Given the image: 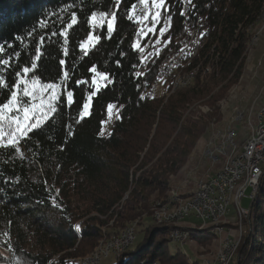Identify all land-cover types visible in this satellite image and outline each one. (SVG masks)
I'll list each match as a JSON object with an SVG mask.
<instances>
[{
  "label": "trees",
  "instance_id": "obj_1",
  "mask_svg": "<svg viewBox=\"0 0 264 264\" xmlns=\"http://www.w3.org/2000/svg\"><path fill=\"white\" fill-rule=\"evenodd\" d=\"M133 3L136 11L143 8L139 0H120L119 4L117 0H0V45L5 46L0 59L20 53L13 67L0 70V75L10 85L16 71L30 67L39 47L41 60L29 79L39 76L42 82L63 85V71L67 70V88L76 97L69 108L62 95L57 113L49 111L41 128L21 139L16 151L0 143V264H87L102 238L119 235L133 223L142 238L137 242L136 236L111 264H201L181 248L170 247L173 226L153 219L158 205L154 206L153 196L157 194L162 205L174 202H166L170 178L208 133L212 119L222 118L220 102L244 73L252 29L262 18L264 0H192L187 16L204 19L200 49L184 68L196 69L193 79L175 90L173 81L165 79L156 94L143 100L144 83L155 81L166 47L163 42L155 44L158 32L141 38V45L148 41L150 53L158 55L140 69V52L131 45L140 28L151 26V18L143 24L135 18L129 21ZM168 3L171 13L163 15L162 23L172 16L165 40L171 36L173 44L184 28L183 0ZM73 12L77 23L68 29L65 45L60 32L71 22ZM92 12H106L108 19L112 12L117 13L110 39L106 26H89ZM90 31L100 35L101 41L84 56L79 43ZM41 36L45 37L43 44ZM9 43L13 47L8 48ZM92 66L108 73L113 82L93 98L91 115L80 119L81 105L92 90ZM137 72L142 74L138 78ZM77 80L87 83L77 87ZM9 93L10 88H0V103L6 102ZM55 93L59 94V88ZM109 103L116 105L110 120ZM201 105L213 111L203 113ZM103 121L107 123L102 125ZM4 127L8 130L10 121ZM101 129L103 136L99 135ZM263 179L247 208L253 217L246 222L244 239L234 257L236 264H264ZM194 228H186L192 238L199 243L211 241L210 228Z\"/></svg>",
  "mask_w": 264,
  "mask_h": 264
},
{
  "label": "rangeland",
  "instance_id": "obj_2",
  "mask_svg": "<svg viewBox=\"0 0 264 264\" xmlns=\"http://www.w3.org/2000/svg\"><path fill=\"white\" fill-rule=\"evenodd\" d=\"M252 30L254 35L249 44L244 73L239 82L230 89L227 97L220 102L222 118L219 121L215 118L212 119L208 133L200 138L197 146L194 148L179 172L170 178V187L167 191L166 202L170 199L172 200L174 198L172 197L173 195H180L182 198L184 196L187 197V195L195 192L201 181L208 180L210 175L214 174L217 169L219 170L221 168L227 154L233 152V146L230 143L228 144L227 137L229 136L230 130L236 131L237 135L234 138V144L236 145V151H241L253 130V127H256L259 113L264 106V11L260 22L255 25ZM161 86L162 82L156 85V92L161 89ZM199 107L203 113H211L213 111L208 105H201ZM219 148H223L221 153L219 152ZM213 155L214 158L212 157ZM216 156L218 157L216 158ZM73 178H75V175ZM65 180L69 181L67 178H65ZM262 188H264V179ZM56 192H59L58 188H56ZM154 195L156 196L157 194ZM155 196H153L155 198L153 200L155 201L154 206L158 203H163ZM71 199L76 200V197ZM241 203L243 207L250 208L251 199L243 197ZM74 204L79 203L74 202ZM250 213L249 216L244 218L239 224L236 222L237 224H229V226H225V224L224 226L222 225L223 228L220 234L217 229L214 230L213 227L205 226L202 228L203 226L200 223V220L195 215H189L185 220L196 225L189 227L193 229H195L194 227H198V229L200 227V229L210 228L212 231L209 234V237H212L211 241L208 243H199L198 239L192 238L190 233L189 235L191 239L189 241L184 243L175 241L172 237V231L176 226L172 225L173 229L170 232V237L173 242L170 243V247L172 249L181 248L185 253L193 256L194 253L189 245H194L196 247V257H191L193 260H198L201 264H222L220 260H218L217 254L222 247L225 248L224 243L227 239L233 240V238L237 236L238 239H234V241L235 243L238 242L240 245L244 239V234L246 233V222L251 216L253 217V213L251 215ZM145 220L147 221L148 218L146 217ZM111 221H113V219ZM132 226H134L133 229H135L136 233L133 241L134 243L136 236L138 242L142 238V235L140 234V228H138V231L136 232L135 224L128 225V227ZM182 228L186 229L183 225ZM111 237L112 236L102 238L99 241L98 246ZM7 238L8 236H5L4 240H7ZM26 249H31L30 244L27 245ZM234 252H232V254H234ZM116 256L118 255L110 254L107 257L106 254V258L105 256L102 258V264H111L115 261ZM234 257L235 254L231 259L230 264H236V259H234Z\"/></svg>",
  "mask_w": 264,
  "mask_h": 264
},
{
  "label": "snow or ice",
  "instance_id": "obj_3",
  "mask_svg": "<svg viewBox=\"0 0 264 264\" xmlns=\"http://www.w3.org/2000/svg\"><path fill=\"white\" fill-rule=\"evenodd\" d=\"M192 0H189L191 3ZM120 0H117V4ZM139 4L143 5V15L136 14L137 5L133 3L129 10L127 19L132 21L134 18L138 23L148 21L151 18V26L147 28H140L137 33L136 40L132 43L131 47L134 51L143 53L144 47L140 43L141 38H147L149 34H156L158 32V37L155 40V44L164 43L167 47L172 43L171 36H168L165 40V35L169 32L171 28L172 16L168 15L167 22L162 23L163 15L171 13V6L168 0H139ZM154 9V11H152ZM181 16H184L183 11L180 12ZM108 13L106 12H92L89 17L88 24L91 28H107L108 38L110 39L112 33L115 30V25L117 21V13L112 12L110 19L107 18ZM77 23V15L75 12L72 13L71 22L67 24L66 28L60 32V35L65 37L64 44H68V29H72ZM42 28L46 27L44 22L40 25ZM31 35V33H29ZM56 35V33H53ZM19 39V37H17ZM45 37H40V42L43 44ZM101 41V36L98 34H93L89 32L87 38L79 43V50L84 56L89 54V49L95 47ZM146 46V45H145ZM8 48L13 47L11 43L7 45ZM184 51V49H181ZM5 52V46L0 45V54ZM20 53L16 52L9 56L7 59H0V70L7 72L13 67V62L17 61ZM64 55H68V49L65 47ZM153 55H158L156 53H149V57ZM41 60V49L39 47L35 50L34 59L31 62L30 67L24 66L22 69L15 72V80L9 85L8 80L5 75H0V88L9 89V96L4 103H0V143H4L5 147H11L15 151L17 150V145L20 143L21 139L28 137V134L33 130L41 128L42 124L49 118L45 119V116L49 111L52 114L57 113L59 107L61 106V96H64L63 104L71 108L73 104L76 103V97L74 90H69L67 88V82L70 79L69 71H63V81L64 84L54 82H42L39 76L29 79V74L37 70V62ZM141 63L146 62V58L141 56ZM61 66L65 65V60L61 59L59 61ZM117 66H120V61H116ZM91 76V88L92 90L88 92L86 99L81 105V110L79 112L80 119L87 118L91 115V109L93 104V98L97 96L102 87H107L113 81L110 76L105 71L98 70L96 66H92L89 69ZM136 77H140L142 74L137 72ZM87 83V81L77 80L75 85L79 87L81 84ZM63 87V92L60 89ZM59 88V94L55 93V89ZM141 100L145 97L141 96ZM116 105L109 103L107 105L108 119L110 120L113 115V109ZM22 113V115H21ZM119 113V109H117ZM121 117L117 115V119ZM10 121V127L8 130L4 127V122ZM107 123V121H103ZM72 133L69 132V135ZM100 136L104 135L103 129H101ZM9 183L11 181H8Z\"/></svg>",
  "mask_w": 264,
  "mask_h": 264
},
{
  "label": "bare ground",
  "instance_id": "obj_4",
  "mask_svg": "<svg viewBox=\"0 0 264 264\" xmlns=\"http://www.w3.org/2000/svg\"><path fill=\"white\" fill-rule=\"evenodd\" d=\"M189 7V0H183V12L185 13L183 24V31L176 37L175 42L166 47V50L163 54L162 60L159 63L158 70L156 73V79L151 84L144 83L141 94L143 97L152 96L155 93L156 85L163 82L165 79H171L173 81V90L179 89L181 87H186L191 83L193 76L196 72V69L191 71H184V68L188 66L189 62L196 56L198 53L201 43H202V30H203V17L198 16L194 19H191L189 23V17L187 16V10ZM137 15H143V8H139L136 11ZM145 22V21H144ZM167 21H165L166 23ZM259 22V21H258ZM141 24V23H140ZM143 24V23H142ZM139 25V24H138ZM254 28V27H253ZM252 29V28H251ZM193 39V45L190 46ZM146 45V46H145ZM144 47V52L140 53V57L143 56L146 58L145 63H140L139 67L142 71L147 67L148 61L151 58L149 57L150 48L149 42L146 41L142 46ZM184 49V51H181ZM182 57V58H181ZM181 58V59H180ZM179 59V60H178ZM178 60L176 63L172 64L173 61ZM140 86V85H139ZM157 93V92H156ZM155 93V94H156ZM233 131V130H230ZM229 131V132H230ZM253 136H257V128L253 127L247 141L245 142L243 149L236 151V145L234 141H230V133L228 137V142L233 146V152L228 153L226 158L223 161V165L218 170V172H225L228 168L231 167L233 162H239L241 156L245 153L246 150H251L253 146ZM223 149V148H222ZM214 158V155L212 156ZM264 177V166L263 171L259 173L256 178V182L251 189V195L249 199L254 200L261 186V181ZM208 180L201 181L197 188L200 193H208ZM197 188L195 192L187 195V197H180L176 195L177 198H173V203L171 205H162L158 203L153 212V217H158L157 222L163 223L167 222L171 225H175L172 231V237L175 241L186 242L189 241L190 235L189 232L182 228V223L187 218V214H183L184 209H189L193 206V200L196 199ZM244 191V182H235L232 184L231 189H225V201L231 203V210L235 211V219L240 223L244 218H246V210L242 206L241 200L243 198ZM199 202H207L206 194H199ZM167 207V208H164ZM163 209V211H162ZM162 212V214H160ZM232 213V212H231ZM249 210L247 209V217ZM179 217V224H174L173 220ZM196 217L201 221L202 226L204 225V212H196ZM239 218V219H238ZM196 226V225H194ZM203 226L202 228H204ZM134 226L124 229L119 235H115L112 238H109L103 241L92 253V255L87 259V264H100L102 263V258L109 252L110 246L115 243V239H122L124 237H129L131 245L133 244L135 238V229ZM201 228V227H200ZM222 225H215L213 229H217L220 234L222 231ZM215 233V232H214ZM186 235V241H184L183 236ZM225 244V243H224ZM223 244V245H224ZM238 242H233L232 252L236 250ZM129 247V243H122L120 247H114V254L119 255L122 251H125ZM224 253V247L221 248L220 252L217 254L218 260H220L221 255ZM102 255V256H101ZM100 262V263H99ZM222 264H228L227 261H221Z\"/></svg>",
  "mask_w": 264,
  "mask_h": 264
},
{
  "label": "built area",
  "instance_id": "obj_5",
  "mask_svg": "<svg viewBox=\"0 0 264 264\" xmlns=\"http://www.w3.org/2000/svg\"><path fill=\"white\" fill-rule=\"evenodd\" d=\"M189 14V23L191 21V14ZM193 39L190 44L192 47ZM182 58V57H181ZM180 58V59H181ZM179 60V59H178ZM178 60L173 61L172 64L176 63ZM257 136H253V146L251 150H246L245 153L239 159V162H233L230 168L225 172H218V169L214 174L209 176L208 193H200L197 188L196 199L193 200V206L189 209H184L183 214L195 215L196 212H204V225L207 227H215V225H223L228 222V215L231 212V203L225 201V189H231L232 184L235 182H244L243 197L249 198L251 195V189L256 182V178L261 171H263L264 166V106L262 107L258 122L256 125ZM236 131H230V141H234ZM229 141V142H230ZM228 142V144H229ZM222 148H219L221 153ZM218 156H216L217 158ZM249 190V192H248ZM199 194L207 195V202H199ZM172 197L177 198L176 195ZM167 208V207H164ZM246 218H247V208ZM163 211V209H162ZM162 214V212L160 213ZM159 217V215H158ZM158 217L154 220L157 222ZM174 224H179V217L173 220ZM194 226V223L188 225ZM184 241H186V235L183 236ZM234 239H238L236 236L233 240L225 241L224 253L221 255V261H228L230 264L233 258L232 245ZM122 243H129L131 246V241L129 237H124L122 239H115V243L112 244L107 253V257L110 254H114V247H120ZM100 263V262H99ZM102 264V263H100Z\"/></svg>",
  "mask_w": 264,
  "mask_h": 264
},
{
  "label": "water",
  "instance_id": "obj_6",
  "mask_svg": "<svg viewBox=\"0 0 264 264\" xmlns=\"http://www.w3.org/2000/svg\"><path fill=\"white\" fill-rule=\"evenodd\" d=\"M152 217H153V214H152ZM236 217H234V218H232V219H229V216H228V222H226L225 223V226H229V224L230 225H233V224H237L236 222H238L237 221V219H235ZM154 219V218H153ZM184 222H187L186 220L185 221H183V223H182V225H183V227L184 228H187V229H189L190 227L189 226H185L184 225ZM111 223V222H110ZM192 223V222H191ZM200 223H201V221H200ZM199 223V224H200ZM133 224H135V223H133ZM196 224V223H195ZM238 224H239V222H238ZM131 225V224H130ZM198 225V224H197ZM135 226H136V224H135ZM127 227V226H126ZM173 242V241H172ZM238 247H239V244H238V246H237V248H236V250H235V252H234V254H236V251H237V249H238ZM218 263V262H217Z\"/></svg>",
  "mask_w": 264,
  "mask_h": 264
},
{
  "label": "crops",
  "instance_id": "obj_7",
  "mask_svg": "<svg viewBox=\"0 0 264 264\" xmlns=\"http://www.w3.org/2000/svg\"><path fill=\"white\" fill-rule=\"evenodd\" d=\"M232 212V213H231ZM231 212L229 213V219H232V218H234L235 217V211H234V209H232L231 210ZM191 222L190 221H187V222H184V225L185 226H188L189 224H190ZM189 245V244H188ZM189 247H190V249L193 251V253H194V255L193 256H190V257H192V258H195L196 257V247L193 245H189ZM217 262V261H216Z\"/></svg>",
  "mask_w": 264,
  "mask_h": 264
}]
</instances>
